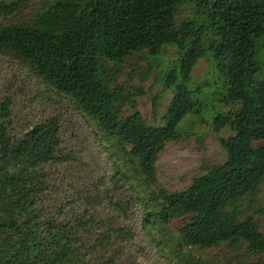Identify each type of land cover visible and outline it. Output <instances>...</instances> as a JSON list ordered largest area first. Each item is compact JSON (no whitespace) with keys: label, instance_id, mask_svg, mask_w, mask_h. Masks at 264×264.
Here are the masks:
<instances>
[{"label":"trees","instance_id":"16d2710c","mask_svg":"<svg viewBox=\"0 0 264 264\" xmlns=\"http://www.w3.org/2000/svg\"><path fill=\"white\" fill-rule=\"evenodd\" d=\"M180 1L50 0L32 22L0 24V56L26 61L57 91L69 95L107 141L120 144L118 157L126 156L146 193L133 188V198L114 199L109 190L97 191L92 183L80 191L74 188L71 196H56L48 167L67 159L60 152L59 119L51 116L17 131L12 100L4 95L0 264H141L145 244L155 251L170 248L167 264H209L190 249L182 251V243L203 248L245 242L251 252L264 253V234L253 217L242 216L238 208L264 177V74L259 55L264 0H194L206 13L205 23L187 21L177 37L173 13ZM20 4L0 1V12L10 14ZM207 30L217 40L206 39ZM183 36L191 41L185 49ZM171 40L183 53L167 73L174 93L164 122L150 125L138 111L123 116L108 61ZM209 50L222 76L221 101L240 103L231 115L218 112L214 117L234 131L221 139L226 160L184 190H156L158 152L166 141L179 137L181 119L200 110L187 82L192 67ZM126 166L125 161L114 167L124 181L129 180ZM130 202L136 204L133 211ZM185 214L189 221L176 236L169 223Z\"/></svg>","mask_w":264,"mask_h":264},{"label":"rangeland","instance_id":"374dc122","mask_svg":"<svg viewBox=\"0 0 264 264\" xmlns=\"http://www.w3.org/2000/svg\"><path fill=\"white\" fill-rule=\"evenodd\" d=\"M49 1L21 0L19 8L14 12H0V24L32 22ZM173 17L175 34L181 37L184 23L192 21L196 25H204L206 13L194 0H181ZM189 37L183 36V45H186L184 49L191 44ZM205 37L209 41L214 38L217 40L210 30H207ZM179 49L178 44L171 40L154 46H141L118 61H108L113 77L111 86L119 90L122 98L123 116L138 111L150 125H161L164 122L163 115L174 93L173 84L168 85L167 73L176 66L182 55L183 48L182 52ZM259 55L264 74V38ZM216 61L213 50H209L192 67L187 85L200 102V110L187 113L178 124L179 137L166 141L158 152L155 161L156 190L159 187L170 193L184 190L195 177L226 160L221 139L231 136L234 131L228 122L219 124L214 117L218 112L231 115L240 103L221 101L225 89ZM4 95L12 100L17 131L27 130L35 122L51 116L59 119L62 133L60 152L67 159L48 167L56 196H71L74 188L80 191L92 183L96 185L97 191L109 190L108 195L114 199L118 197L126 201L135 196V191L140 195L146 194L142 191V181L134 174L126 156L118 157L120 144L107 141L94 120L79 109L69 95L57 91L45 81L29 63L0 56V98ZM126 147L129 149L128 145ZM125 161L128 181H124L114 168L117 162L122 165ZM130 203L128 208L133 211L136 204ZM238 208L242 216L251 215L264 234V177L254 192L242 197ZM188 221V214L171 220L169 225L173 234L179 235L177 229ZM145 240L144 237L143 242L147 243ZM181 247L182 251L190 249L209 264H264V253L251 252L245 242L238 245L222 242L217 246L203 248L188 247L182 243ZM155 248L145 244L143 254L139 256L141 264H167L165 255L171 249L155 251Z\"/></svg>","mask_w":264,"mask_h":264}]
</instances>
